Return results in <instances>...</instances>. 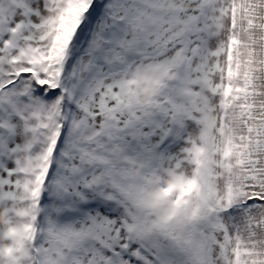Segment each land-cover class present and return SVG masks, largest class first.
<instances>
[{"label":"snow or ice","instance_id":"6c2138e0","mask_svg":"<svg viewBox=\"0 0 264 264\" xmlns=\"http://www.w3.org/2000/svg\"><path fill=\"white\" fill-rule=\"evenodd\" d=\"M0 264H264V0H0Z\"/></svg>","mask_w":264,"mask_h":264}]
</instances>
